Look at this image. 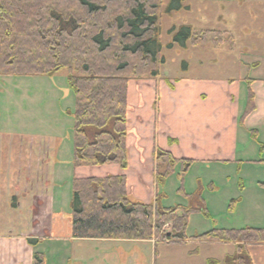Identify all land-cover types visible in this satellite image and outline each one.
<instances>
[{"label": "trees", "instance_id": "16d2710c", "mask_svg": "<svg viewBox=\"0 0 264 264\" xmlns=\"http://www.w3.org/2000/svg\"><path fill=\"white\" fill-rule=\"evenodd\" d=\"M169 1L181 8L182 0ZM160 6V0H0V77L51 78L65 73L74 98V168L116 164L126 169V85L163 78ZM194 37L188 26H182L175 41L184 45ZM253 110L254 96L247 89L238 124ZM191 163L157 151L155 186L161 187L178 166L176 177L181 180ZM260 186L264 188V183ZM161 197L157 193L149 204L131 201L123 175L74 177L71 237L185 240L187 216L195 210L163 207ZM179 208L183 211L177 215ZM193 239L234 243V254L224 264H250L243 249L251 243L264 244V229L216 230ZM26 243L35 249L40 239L26 238ZM44 263L43 254L34 251L32 264Z\"/></svg>", "mask_w": 264, "mask_h": 264}, {"label": "rangeland", "instance_id": "374dc122", "mask_svg": "<svg viewBox=\"0 0 264 264\" xmlns=\"http://www.w3.org/2000/svg\"><path fill=\"white\" fill-rule=\"evenodd\" d=\"M160 2L163 76L255 77L258 68H264V0H182L180 9L177 2ZM182 26H188L195 35L184 45L175 41ZM64 78L61 72L51 78L10 77L0 81V171L5 176V180L0 176V235L30 229L32 217L24 209L15 210L11 188L19 175L22 179L28 173L24 157L32 146L43 148V156H49L41 174L55 183L49 187L50 191L54 188V196L58 194L62 200L65 195V212H70L74 98ZM248 134L252 140V133ZM21 148L20 173L16 152ZM232 162L194 165L181 180L176 177L180 168H175L158 193L165 207L195 210L187 216L184 243L160 244L151 254H139L143 251L137 247L132 254L135 264H224L234 254V243H200L193 237L216 230L262 229L258 227L264 223V198L260 199L258 192L264 188L258 183L263 181L258 153ZM37 250L44 254V264H57V258L48 253V242ZM243 252L250 264H264V244H248ZM116 255L123 261L126 251L117 250Z\"/></svg>", "mask_w": 264, "mask_h": 264}, {"label": "crops", "instance_id": "0c3cea01", "mask_svg": "<svg viewBox=\"0 0 264 264\" xmlns=\"http://www.w3.org/2000/svg\"><path fill=\"white\" fill-rule=\"evenodd\" d=\"M256 73L255 77L252 74L239 78L163 76L154 80L129 81L125 96L126 169L122 171L116 164L94 168H74L72 165L69 166L72 181L74 177L123 175L127 197L149 204L159 189L154 183L155 153L164 151L176 160L192 161L190 167L213 162L234 163L248 153H258L263 178L258 183H264V68L259 67ZM3 79L10 77H0V81ZM247 89L254 96V110L238 124ZM250 131L254 134L252 140L247 136ZM43 152L41 147L27 148L25 154L29 155L24 159L28 173L13 181L15 210H26L32 221L28 231L17 235L9 231V235H0V264H32L33 252H40L37 247L46 242L48 253L57 258V264H97V261L99 264H135L132 254L137 247L143 251L139 254H151L157 245L184 243V240L166 243L155 239H72L70 212H65L68 207L65 195L62 200L58 194L54 196V188L50 191L49 187L55 183L40 171L45 169L47 162L49 164V156H43ZM16 153L19 159L16 168L21 173L22 148ZM259 189V198H264V189ZM179 211L183 209L179 208L177 213ZM259 226L264 229V223ZM26 238L40 239V243L34 249L26 243ZM115 250L126 251V258L119 260Z\"/></svg>", "mask_w": 264, "mask_h": 264}]
</instances>
